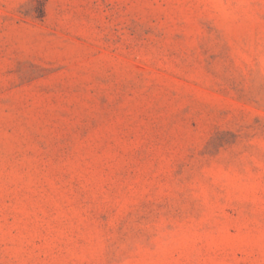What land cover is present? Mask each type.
<instances>
[{
  "label": "rangeland",
  "instance_id": "1",
  "mask_svg": "<svg viewBox=\"0 0 264 264\" xmlns=\"http://www.w3.org/2000/svg\"><path fill=\"white\" fill-rule=\"evenodd\" d=\"M0 264H264V0H0Z\"/></svg>",
  "mask_w": 264,
  "mask_h": 264
}]
</instances>
